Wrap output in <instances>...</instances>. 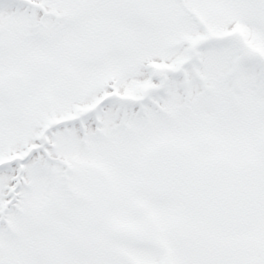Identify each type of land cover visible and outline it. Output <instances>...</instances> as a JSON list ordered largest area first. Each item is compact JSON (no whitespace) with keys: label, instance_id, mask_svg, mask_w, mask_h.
Returning <instances> with one entry per match:
<instances>
[{"label":"snow or ice","instance_id":"1","mask_svg":"<svg viewBox=\"0 0 264 264\" xmlns=\"http://www.w3.org/2000/svg\"><path fill=\"white\" fill-rule=\"evenodd\" d=\"M0 264H264V0H0Z\"/></svg>","mask_w":264,"mask_h":264}]
</instances>
